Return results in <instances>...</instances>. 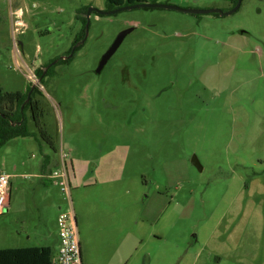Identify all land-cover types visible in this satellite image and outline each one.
<instances>
[{
  "label": "rangeland",
  "instance_id": "rangeland-1",
  "mask_svg": "<svg viewBox=\"0 0 264 264\" xmlns=\"http://www.w3.org/2000/svg\"><path fill=\"white\" fill-rule=\"evenodd\" d=\"M159 2L233 9L231 0ZM91 8L108 10L106 0H0V87L25 93L35 85L29 70L54 64L35 98L57 148L27 112L35 135L0 149V173L12 176L0 250L57 247L58 208L69 205L42 165L64 149L77 175L73 201L104 170L123 172L127 264H264V0L224 17L92 12L85 43L55 64L73 53Z\"/></svg>",
  "mask_w": 264,
  "mask_h": 264
},
{
  "label": "crops",
  "instance_id": "crops-1",
  "mask_svg": "<svg viewBox=\"0 0 264 264\" xmlns=\"http://www.w3.org/2000/svg\"><path fill=\"white\" fill-rule=\"evenodd\" d=\"M58 164V155L56 158L51 157L49 162L44 160L42 165L44 176L51 180L48 174L54 171ZM70 165L72 166L71 176L76 180L77 175L74 171V165L72 162ZM96 173L97 171L92 172L91 176L93 175L94 178ZM102 175L106 177L104 180H100V183L95 181L94 184L87 185L86 189L89 188L90 190L86 194L76 196L77 191L74 194L75 201L72 200V208L75 212L80 237L83 264H127L125 259L126 250L123 245L124 236H122V240H119L120 227L123 228L124 218L123 211L119 210L118 195L120 192L119 184L123 181L124 174L120 169L114 168L104 170ZM111 186L114 190H111ZM90 191L91 195H89ZM62 209V206L59 205V215L56 220L57 247H50L55 254L60 247L58 218Z\"/></svg>",
  "mask_w": 264,
  "mask_h": 264
},
{
  "label": "trees",
  "instance_id": "trees-1",
  "mask_svg": "<svg viewBox=\"0 0 264 264\" xmlns=\"http://www.w3.org/2000/svg\"><path fill=\"white\" fill-rule=\"evenodd\" d=\"M231 2L232 5L235 6L238 0H231ZM145 3H159V0H106L108 10H116L125 6ZM83 22L85 28L86 20L84 19ZM69 60H59L58 63L69 62ZM52 68L53 67H51L47 73L43 70H37L41 81L45 75L51 72ZM30 92L31 88H28L25 93L19 92L10 95L4 94L0 87V149L16 138H27L35 135L30 131L28 126L27 112H30L35 128L39 131L44 141L56 152L57 148L44 128L42 103L35 99L38 90H33L29 102L26 103ZM50 160V155L45 157V162H49ZM55 255L54 250L50 247L2 249L0 250V264H52Z\"/></svg>",
  "mask_w": 264,
  "mask_h": 264
},
{
  "label": "built area",
  "instance_id": "built-area-1",
  "mask_svg": "<svg viewBox=\"0 0 264 264\" xmlns=\"http://www.w3.org/2000/svg\"><path fill=\"white\" fill-rule=\"evenodd\" d=\"M29 71V81L32 84H38L36 68ZM71 162L69 152L61 149L58 167L49 176L66 196L69 205L68 210H61L58 218L60 247L53 258L52 264H83L78 226L75 212L72 208ZM11 182V175L0 173V215L5 213L9 207L12 188Z\"/></svg>",
  "mask_w": 264,
  "mask_h": 264
},
{
  "label": "water",
  "instance_id": "water-1",
  "mask_svg": "<svg viewBox=\"0 0 264 264\" xmlns=\"http://www.w3.org/2000/svg\"><path fill=\"white\" fill-rule=\"evenodd\" d=\"M242 2H243V0H238L236 6L232 10H230L228 12H223L221 10H189V9H183V8L175 6V5H169V4H164V3H145V4L134 5V6H125V7H122V8L116 9V10H111V11H101V10L96 9V8H91L87 12V18L88 19L90 18L92 12H96V13H98L100 15H116V14H118L120 12H123V11L136 10V9H164V10H174V11L189 13V14H193V15L218 14V15L224 17V16L232 15L233 13L237 12L240 9V7H241ZM88 29H89V20H88V23H87V32H88ZM133 31H134V29L126 30V31L122 32L117 37V39L115 40V42L113 43L111 48L102 57L101 62L99 64V67L96 70V72L98 74H100L103 71V69L105 68V66L109 62V60L118 51V49L120 48V46L122 45V43L124 42L126 37L130 33H132ZM78 46L79 45H77L76 47H78ZM75 48L73 49V52H74ZM72 56H73V53L68 58H63L62 60H68V59L72 58ZM56 63L57 62H55V64ZM52 65H54V64H52ZM32 89H34V87Z\"/></svg>",
  "mask_w": 264,
  "mask_h": 264
},
{
  "label": "flooded vegetation",
  "instance_id": "flooded-vegetation-1",
  "mask_svg": "<svg viewBox=\"0 0 264 264\" xmlns=\"http://www.w3.org/2000/svg\"><path fill=\"white\" fill-rule=\"evenodd\" d=\"M160 3V2H159ZM167 4H169V5H172L171 3H167ZM233 6V5H232ZM236 6V5H235ZM235 6H233V8L235 7ZM164 10V9H163ZM106 11H111V10H106ZM88 12V11H87ZM93 13H95V14H97V15H99V16H105V15H100V14H98V13H96V12H93ZM92 15V14H91ZM85 20H86V26H85V28L83 29V35L82 34H80V37H79V39H77L76 41H75V43H74V47H76L77 45H79L78 47H76L75 48V50H74V52H73V56H74V54H75V52L85 43V41H86V36H87V13H86V18H84ZM89 20V19H88ZM73 56H72V58H73ZM71 59V58H70ZM62 60V59H61ZM69 60V59H68ZM67 60V61H68ZM59 62V61H58ZM57 62V63H58ZM52 66H46V68L43 70L45 73H47V71L51 68ZM48 69V70H47ZM36 73H37V68H36ZM97 73V72H96ZM41 78H38V84H36V85H34L33 87H34V89H37V86L40 84V80ZM33 87H31V92L29 93V96H28V99H27V101H26V103H28L29 102V100H30V98H31V94H32V92H33V90L34 89H32ZM38 90V89H37ZM38 94V93H37ZM36 99V98H35Z\"/></svg>",
  "mask_w": 264,
  "mask_h": 264
}]
</instances>
